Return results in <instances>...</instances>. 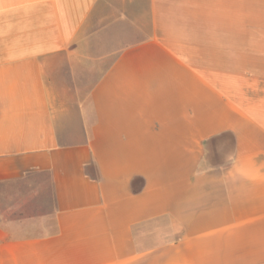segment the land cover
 I'll return each instance as SVG.
<instances>
[{
  "label": "crops",
  "instance_id": "obj_1",
  "mask_svg": "<svg viewBox=\"0 0 264 264\" xmlns=\"http://www.w3.org/2000/svg\"><path fill=\"white\" fill-rule=\"evenodd\" d=\"M0 264H264V0H0Z\"/></svg>",
  "mask_w": 264,
  "mask_h": 264
}]
</instances>
